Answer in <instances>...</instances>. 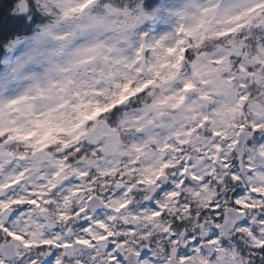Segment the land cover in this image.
Here are the masks:
<instances>
[{
	"label": "snow or ice",
	"instance_id": "obj_1",
	"mask_svg": "<svg viewBox=\"0 0 264 264\" xmlns=\"http://www.w3.org/2000/svg\"><path fill=\"white\" fill-rule=\"evenodd\" d=\"M157 4L0 0V264H264V0Z\"/></svg>",
	"mask_w": 264,
	"mask_h": 264
},
{
	"label": "clouds",
	"instance_id": "obj_2",
	"mask_svg": "<svg viewBox=\"0 0 264 264\" xmlns=\"http://www.w3.org/2000/svg\"><path fill=\"white\" fill-rule=\"evenodd\" d=\"M164 2L165 0H159V4H157L156 6L159 7ZM37 11L40 12L41 10L38 8ZM40 19L43 21V23H49L51 17L45 18L43 14L41 13ZM39 22L40 21H38L37 24H39ZM35 31H37V25H33V32ZM29 36H31V33L29 34ZM5 48H6V45H5ZM31 50H32V44L30 41L22 42L20 45H17L16 48L13 49V51H11L10 53L5 51V59L9 60L11 63H15V61L18 58L23 59L27 57L31 53ZM28 68L35 71V70H38L39 65L34 63V64L27 66L26 70ZM0 71H3L4 73H8L9 71L8 65H5L3 60H0Z\"/></svg>",
	"mask_w": 264,
	"mask_h": 264
},
{
	"label": "trees",
	"instance_id": "obj_3",
	"mask_svg": "<svg viewBox=\"0 0 264 264\" xmlns=\"http://www.w3.org/2000/svg\"><path fill=\"white\" fill-rule=\"evenodd\" d=\"M18 24H19L18 21H6L4 27H5V29H8V28H14V27H16ZM28 33H30V31L25 32V33H23V34H28Z\"/></svg>",
	"mask_w": 264,
	"mask_h": 264
},
{
	"label": "rangeland",
	"instance_id": "obj_4",
	"mask_svg": "<svg viewBox=\"0 0 264 264\" xmlns=\"http://www.w3.org/2000/svg\"><path fill=\"white\" fill-rule=\"evenodd\" d=\"M29 34H30V33H29ZM29 34H28V35H29Z\"/></svg>",
	"mask_w": 264,
	"mask_h": 264
}]
</instances>
